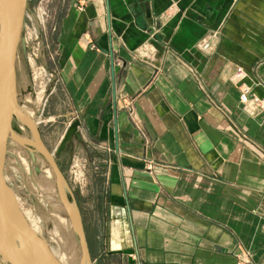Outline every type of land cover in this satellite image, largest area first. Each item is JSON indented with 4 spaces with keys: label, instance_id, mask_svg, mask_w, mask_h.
<instances>
[{
    "label": "crops",
    "instance_id": "obj_1",
    "mask_svg": "<svg viewBox=\"0 0 264 264\" xmlns=\"http://www.w3.org/2000/svg\"><path fill=\"white\" fill-rule=\"evenodd\" d=\"M57 11L54 105L100 156L107 251L264 264V111L243 108L235 79L242 67L264 94V0H59Z\"/></svg>",
    "mask_w": 264,
    "mask_h": 264
},
{
    "label": "rangeland",
    "instance_id": "obj_2",
    "mask_svg": "<svg viewBox=\"0 0 264 264\" xmlns=\"http://www.w3.org/2000/svg\"><path fill=\"white\" fill-rule=\"evenodd\" d=\"M58 6L59 0H27L17 52V100L21 111L31 113L43 142L56 156L78 206L92 262L102 264L99 257L92 254L97 253L98 243L101 244L100 250L105 247L107 251L103 225L106 226L107 234L111 212L107 204V193L104 191L105 194H101L104 177L102 168L95 163V158L100 156L94 158L97 152L93 153L84 140L75 136L62 153L56 155L67 124L71 121L70 116H57L59 109L54 105L56 71L53 61L59 22ZM13 126L24 138L33 140L29 129L20 121L15 119ZM51 170L49 163L35 146L9 138L4 172L16 194L20 209L29 224L44 237L60 262L59 254L66 255L72 251L75 264H80L82 250L69 216L58 197L46 192V188L56 189L55 176ZM117 258L119 260L112 261V264H137V260L132 257L129 262L126 261L123 253ZM63 261L62 264H71L67 258Z\"/></svg>",
    "mask_w": 264,
    "mask_h": 264
},
{
    "label": "water",
    "instance_id": "obj_3",
    "mask_svg": "<svg viewBox=\"0 0 264 264\" xmlns=\"http://www.w3.org/2000/svg\"><path fill=\"white\" fill-rule=\"evenodd\" d=\"M27 0H0V264H62L47 241L29 224L20 209L16 194L5 177V158L9 138L35 146L49 163L60 203L67 212L82 250L80 264H93L81 215L66 178L53 153L43 142L34 121L22 117L17 100V52L21 41ZM17 119L31 132L33 140L19 137L14 129ZM80 119L66 128L56 149L62 152L75 136L82 139ZM116 150L118 151L117 147ZM71 198V200H70Z\"/></svg>",
    "mask_w": 264,
    "mask_h": 264
},
{
    "label": "built area",
    "instance_id": "obj_4",
    "mask_svg": "<svg viewBox=\"0 0 264 264\" xmlns=\"http://www.w3.org/2000/svg\"><path fill=\"white\" fill-rule=\"evenodd\" d=\"M199 47L201 49H208L210 47V41L203 39ZM247 72L242 67H238L235 75V79L239 89V98L243 105V108L252 115H258L264 111V94L259 95L253 92V86L246 81ZM262 83V82H261ZM238 264H248L247 262H239Z\"/></svg>",
    "mask_w": 264,
    "mask_h": 264
},
{
    "label": "bare ground",
    "instance_id": "obj_5",
    "mask_svg": "<svg viewBox=\"0 0 264 264\" xmlns=\"http://www.w3.org/2000/svg\"><path fill=\"white\" fill-rule=\"evenodd\" d=\"M25 110V109H24ZM20 114H21V116L22 117H27L28 119H30V120H32V121H34V119L32 118V115H31V113H26L25 111H21V112H19ZM21 126V125H20ZM24 126V125H23ZM23 128V127H22ZM17 135L19 136V137H23L22 135H20L19 134V132H17ZM32 137V136H31ZM52 171V170H51ZM39 180V179H38ZM46 192L48 193V194H50V195H52L53 197H58V190H57V185H56V189L53 187H51V188H46ZM58 199V201H59V197L57 198ZM60 202V201H59ZM63 206V205H62ZM69 220H70V218H69ZM71 222V221H70ZM58 257H60L59 259L61 260V262L62 263H64V258L66 259L67 258V260H68V262H70L71 264H75V262H74V260H73V253H72V251H69L66 255L64 254V255H62V254H59L58 255ZM80 257H81V255H80ZM77 258H78V256H77ZM67 262V261H66ZM2 264H7L4 260L2 261Z\"/></svg>",
    "mask_w": 264,
    "mask_h": 264
},
{
    "label": "trees",
    "instance_id": "obj_6",
    "mask_svg": "<svg viewBox=\"0 0 264 264\" xmlns=\"http://www.w3.org/2000/svg\"><path fill=\"white\" fill-rule=\"evenodd\" d=\"M101 194L102 195L105 194L103 190L101 191ZM103 229H104L103 236L105 237L106 236V234H105L106 233V231H105L106 226L103 225ZM95 231H97V230H95ZM99 244L100 243H98V248L99 249H97L98 250L97 253L96 254H92V255L93 256L95 255L96 258L99 257V261L102 262V264H112V261H118L119 260L117 258V256H119V253L106 251L105 247H103V249H101L103 251V252H101Z\"/></svg>",
    "mask_w": 264,
    "mask_h": 264
},
{
    "label": "flooded vegetation",
    "instance_id": "obj_7",
    "mask_svg": "<svg viewBox=\"0 0 264 264\" xmlns=\"http://www.w3.org/2000/svg\"><path fill=\"white\" fill-rule=\"evenodd\" d=\"M65 148H66V147H65ZM61 153H62V152H60V153H58V154L56 153V155H59V154H61ZM53 155H54V154H53ZM54 156H55V155H54ZM55 158H56V156H55ZM56 160H57V159H56Z\"/></svg>",
    "mask_w": 264,
    "mask_h": 264
}]
</instances>
